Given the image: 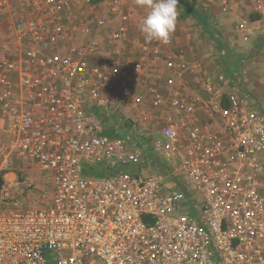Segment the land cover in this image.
I'll return each mask as SVG.
<instances>
[{
	"label": "built area",
	"instance_id": "obj_1",
	"mask_svg": "<svg viewBox=\"0 0 264 264\" xmlns=\"http://www.w3.org/2000/svg\"><path fill=\"white\" fill-rule=\"evenodd\" d=\"M138 9L0 0V264H264V110Z\"/></svg>",
	"mask_w": 264,
	"mask_h": 264
},
{
	"label": "rangeland",
	"instance_id": "obj_2",
	"mask_svg": "<svg viewBox=\"0 0 264 264\" xmlns=\"http://www.w3.org/2000/svg\"><path fill=\"white\" fill-rule=\"evenodd\" d=\"M185 1L198 9L186 8ZM228 8L223 9L224 0H179L178 25L174 34L181 42L188 38L191 42L194 59L212 72H222L234 77V86L244 91L251 100L258 103L259 110H264V31L258 32L248 40L242 38L239 23L243 20H255L260 16L256 9L257 1L264 0H226ZM196 13V14H195ZM146 15V9L139 7L136 13L138 37H144L139 25ZM183 36V38L177 37ZM176 40V41H177ZM196 86L188 88L196 91ZM90 174L100 173L93 171ZM29 173H19L23 180ZM23 183L14 185L10 194L15 201L35 200L34 205L41 204L39 198L43 183H37L35 190L27 196L19 193ZM37 198H31V197Z\"/></svg>",
	"mask_w": 264,
	"mask_h": 264
},
{
	"label": "clouds",
	"instance_id": "obj_3",
	"mask_svg": "<svg viewBox=\"0 0 264 264\" xmlns=\"http://www.w3.org/2000/svg\"><path fill=\"white\" fill-rule=\"evenodd\" d=\"M134 3L146 9L139 25L146 41L169 45L177 30L179 0H134Z\"/></svg>",
	"mask_w": 264,
	"mask_h": 264
},
{
	"label": "crops",
	"instance_id": "obj_4",
	"mask_svg": "<svg viewBox=\"0 0 264 264\" xmlns=\"http://www.w3.org/2000/svg\"><path fill=\"white\" fill-rule=\"evenodd\" d=\"M264 30L260 31V32H263ZM176 38V36H174ZM177 37H180V38H183V36H177ZM177 39V38H176ZM182 43H184L186 46H187V52H186V56L188 57V59L192 60L194 59V55H193V52H192V47H191V42L188 38H183V40H181Z\"/></svg>",
	"mask_w": 264,
	"mask_h": 264
},
{
	"label": "trees",
	"instance_id": "obj_5",
	"mask_svg": "<svg viewBox=\"0 0 264 264\" xmlns=\"http://www.w3.org/2000/svg\"><path fill=\"white\" fill-rule=\"evenodd\" d=\"M96 1V0H95ZM187 2H189V1H187ZM187 2L185 1V3L187 4ZM185 7L186 8H193L194 10H196V9H198L197 7H195V5H191V3L189 2V4L188 5H185ZM196 14V13H195ZM109 134H111V133H109ZM98 171L99 173H101V171H100V169H98L97 167H94V166H92V167H89V168H86L85 169V172L86 173H88V174H90V173H93V171Z\"/></svg>",
	"mask_w": 264,
	"mask_h": 264
}]
</instances>
